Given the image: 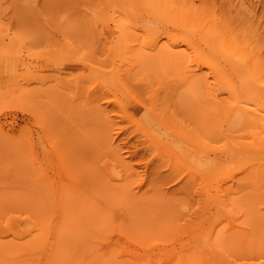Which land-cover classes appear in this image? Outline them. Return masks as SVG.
Instances as JSON below:
<instances>
[{"label":"rangeland","instance_id":"1","mask_svg":"<svg viewBox=\"0 0 264 264\" xmlns=\"http://www.w3.org/2000/svg\"><path fill=\"white\" fill-rule=\"evenodd\" d=\"M20 262L264 264V0H0Z\"/></svg>","mask_w":264,"mask_h":264},{"label":"bare ground","instance_id":"2","mask_svg":"<svg viewBox=\"0 0 264 264\" xmlns=\"http://www.w3.org/2000/svg\"><path fill=\"white\" fill-rule=\"evenodd\" d=\"M86 204V203H85ZM86 207V206H85ZM93 214V213H92ZM69 219V218H68ZM70 220V219H69ZM72 221V220H71ZM62 222H64V221H62ZM73 222V221H72ZM77 222V221H76ZM82 222V221H81ZM79 224V223H78ZM69 225V224H68ZM70 226V225H69ZM83 229H84V227H83ZM87 229V228H86ZM70 231H71V229H70ZM35 239H37V237L35 238ZM33 241H34V236L33 235H31V237L28 239V242H30V243H33ZM36 241V240H35ZM23 244L22 245H24L25 247L26 246H29V244L30 243H26V242H22ZM2 247V246H1ZM56 250V249H55ZM93 257V256H92ZM89 261V260H88ZM20 264H21V262H20ZM85 264V263H84Z\"/></svg>","mask_w":264,"mask_h":264}]
</instances>
